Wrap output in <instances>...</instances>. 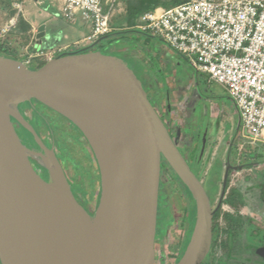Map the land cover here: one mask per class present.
I'll return each instance as SVG.
<instances>
[{
	"label": "water",
	"instance_id": "95a60500",
	"mask_svg": "<svg viewBox=\"0 0 264 264\" xmlns=\"http://www.w3.org/2000/svg\"><path fill=\"white\" fill-rule=\"evenodd\" d=\"M70 92L89 97V109L102 125L98 139L103 136L107 142L103 147L106 201L93 231L72 220L58 199L40 185L24 162L12 130L10 108L15 103L39 100L54 108L51 97ZM40 140L46 146L41 136ZM51 150L60 183L75 205L83 207L70 191L72 185L55 149ZM162 158L187 187L195 206L191 237L177 264H202L212 244L215 210L203 183L124 61L101 53L67 54L32 68L0 55L1 264H154Z\"/></svg>",
	"mask_w": 264,
	"mask_h": 264
},
{
	"label": "rangeland",
	"instance_id": "374dc122",
	"mask_svg": "<svg viewBox=\"0 0 264 264\" xmlns=\"http://www.w3.org/2000/svg\"><path fill=\"white\" fill-rule=\"evenodd\" d=\"M57 1L58 5L55 6L51 0H30L25 9L29 3L35 10L50 6L60 10L62 0ZM180 2L181 0H110L114 35L93 44L86 52L116 56L124 61L163 118L204 187L211 191L215 186L216 190L212 194V207L215 208L221 196L230 154H235L237 163H240L238 161L241 154L256 157L255 159L264 158V143L258 141L256 145L245 144L248 139L244 137L242 128V131H237L239 110L222 85L209 82L189 59L167 47L161 38L136 28L139 16L147 9L169 8ZM37 33L31 31L24 16H18L13 0H0L1 56L21 62L31 59L32 68L42 67L51 60V56L45 53L31 57L34 54L33 43L38 40ZM73 53L77 54V51ZM204 94L213 95L212 98L216 99H201ZM34 103L39 112L35 116L32 108L27 106L28 116L37 117L40 136L49 149H55L79 203L94 212L101 194V175L89 140L62 113L39 100H34ZM41 106L44 108L41 109ZM164 164L161 174V186L164 185V190L158 207L155 264H173L179 261L187 246L192 220L187 210L189 202L184 186L169 165ZM263 169V166L254 168L249 165L244 173L231 171V185L240 189L250 186L254 183L252 174L258 175L259 177L253 178L259 179L264 176ZM214 254L216 257L220 255L218 244Z\"/></svg>",
	"mask_w": 264,
	"mask_h": 264
},
{
	"label": "built area",
	"instance_id": "2783aa9c",
	"mask_svg": "<svg viewBox=\"0 0 264 264\" xmlns=\"http://www.w3.org/2000/svg\"><path fill=\"white\" fill-rule=\"evenodd\" d=\"M23 1H15L17 9ZM61 11L71 21H89L86 42L98 43L113 32L110 0H63ZM136 28L161 38L222 85L239 110L244 137L264 139V0H183L142 13ZM70 50L59 48L50 59ZM24 63L31 67L32 60Z\"/></svg>",
	"mask_w": 264,
	"mask_h": 264
},
{
	"label": "flooded vegetation",
	"instance_id": "af4514ba",
	"mask_svg": "<svg viewBox=\"0 0 264 264\" xmlns=\"http://www.w3.org/2000/svg\"><path fill=\"white\" fill-rule=\"evenodd\" d=\"M257 142L247 140L245 144L256 145L258 144ZM232 146H234V144H232ZM245 156L244 154L240 155L241 159L238 161L240 163L236 162L237 159L235 154H230L229 156L230 161L225 167V179L222 184L221 196L218 205L215 208L212 207V209L215 210L212 244L209 254L202 264H264V176L259 179L253 178L255 176V173H253L252 182L254 183L243 189L232 186L231 178L229 177L231 171L244 173L249 165H253L254 168H259L261 166L264 168V158L255 159L256 157ZM164 162L165 159L162 158L161 174L164 169ZM188 162L190 164L189 160ZM169 167L171 171L175 173L170 165ZM255 177L259 176L257 175ZM180 182L183 184L184 191L187 194L185 195L189 202L187 210L192 216L190 223L191 229L188 237L189 242L195 222V206L187 187L182 181ZM163 190L164 185L161 186L160 183L159 206L162 200ZM215 190V186H213L211 191L206 189L211 206L213 199L212 194ZM217 244L220 247V255L218 257L214 254ZM179 261L173 264H177Z\"/></svg>",
	"mask_w": 264,
	"mask_h": 264
},
{
	"label": "bare ground",
	"instance_id": "6f19581e",
	"mask_svg": "<svg viewBox=\"0 0 264 264\" xmlns=\"http://www.w3.org/2000/svg\"><path fill=\"white\" fill-rule=\"evenodd\" d=\"M51 99L54 102V108L60 110L74 124L83 129L92 146L102 181L100 199L96 210L91 212L86 206H76L70 197V192L64 189L60 183L58 179L60 171L57 169L58 164L54 152L43 145L40 140V133L36 124L37 117L30 118L27 113V106L32 108L35 116L39 112L33 100L17 102L10 108L14 140L28 169L40 185L58 199L72 220L79 222L86 230L93 231L101 222L107 191V172L103 159V147L105 144L107 145V142L103 136L100 139L97 136L102 133V125L97 123L95 115L90 111L88 103L90 99L85 94L77 92L62 93L52 96ZM55 101H61L67 107L59 106ZM42 108L44 107L41 106ZM70 189L72 195L78 200L75 189L73 187Z\"/></svg>",
	"mask_w": 264,
	"mask_h": 264
},
{
	"label": "crops",
	"instance_id": "0c3cea01",
	"mask_svg": "<svg viewBox=\"0 0 264 264\" xmlns=\"http://www.w3.org/2000/svg\"><path fill=\"white\" fill-rule=\"evenodd\" d=\"M13 1L15 5L16 0ZM28 1L30 0L23 1L21 10L17 9L16 6L15 8L18 10L19 17L22 15L27 19L29 25L31 26V31L38 32V40L33 43L32 47L34 54L37 51H41L44 54H51L53 51L65 47L71 48V50L68 52L69 54H75L73 53L74 51H77V54L90 53L86 52V49L92 47L93 44L85 41V38L91 31V25L89 21L83 19L81 16H79L75 21L67 19L61 11L63 7V0L60 10H57V7L54 9L50 5V7H46L45 9L38 8L35 10L29 5V3L28 8L25 9V5ZM51 1L53 4H55V6L58 5L57 0ZM77 43H79V45H76ZM201 74L205 75L209 81V78L206 74ZM212 97L213 95H201V99L204 98V100L206 98L216 99ZM237 122V131H242V122L239 112Z\"/></svg>",
	"mask_w": 264,
	"mask_h": 264
},
{
	"label": "trees",
	"instance_id": "16d2710c",
	"mask_svg": "<svg viewBox=\"0 0 264 264\" xmlns=\"http://www.w3.org/2000/svg\"><path fill=\"white\" fill-rule=\"evenodd\" d=\"M183 2V0H181V2L180 3H182ZM152 4L151 5H153V1L151 2ZM179 3V4H180ZM156 7H152V8H149V9H147L146 11H144V12H147V11H151V10H153V9H155ZM143 12V13H144ZM112 35H114V31L113 32H111L108 36H112ZM67 54H69V53H63V54H60L59 56H63V55H67ZM37 68H40V67H37ZM165 163L166 164H168V162L165 160Z\"/></svg>",
	"mask_w": 264,
	"mask_h": 264
}]
</instances>
